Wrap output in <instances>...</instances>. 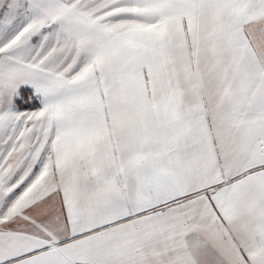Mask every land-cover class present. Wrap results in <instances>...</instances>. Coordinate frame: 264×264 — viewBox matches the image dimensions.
I'll use <instances>...</instances> for the list:
<instances>
[{
	"label": "snow or ice",
	"instance_id": "1",
	"mask_svg": "<svg viewBox=\"0 0 264 264\" xmlns=\"http://www.w3.org/2000/svg\"><path fill=\"white\" fill-rule=\"evenodd\" d=\"M0 264H264V0H0Z\"/></svg>",
	"mask_w": 264,
	"mask_h": 264
}]
</instances>
